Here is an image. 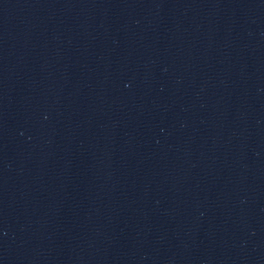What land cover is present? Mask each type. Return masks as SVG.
<instances>
[{
	"label": "water",
	"instance_id": "obj_1",
	"mask_svg": "<svg viewBox=\"0 0 264 264\" xmlns=\"http://www.w3.org/2000/svg\"><path fill=\"white\" fill-rule=\"evenodd\" d=\"M0 264H264V0H0Z\"/></svg>",
	"mask_w": 264,
	"mask_h": 264
}]
</instances>
